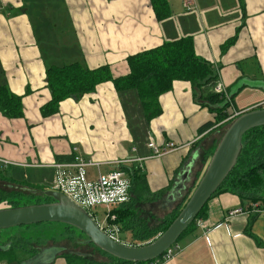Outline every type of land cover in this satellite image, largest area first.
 I'll return each mask as SVG.
<instances>
[{
	"label": "crops",
	"instance_id": "0c3cea01",
	"mask_svg": "<svg viewBox=\"0 0 264 264\" xmlns=\"http://www.w3.org/2000/svg\"><path fill=\"white\" fill-rule=\"evenodd\" d=\"M183 1L169 0L171 16L158 22L149 0H0V85L22 96L24 113L19 119L0 114V159L8 162L0 163V173L5 179L34 192L52 188V164L57 157L69 161L75 147L86 160L103 163L102 171L110 169L108 163L136 159L155 193L173 187L195 151L212 150L220 135L217 126L199 135L214 114L200 105L199 91L185 81H175L159 97L161 114L149 123L134 94L119 95L111 82L79 99L63 100L58 112L46 117L41 111H47L51 98L45 81L50 65L78 60L89 69L108 65L113 77L124 76L128 56L190 36L196 55L214 66L223 95L233 96L228 113L252 110L263 101L264 0H193L191 10ZM236 33L234 44L223 51ZM150 140L174 148L151 157ZM249 205L228 193L212 198L206 217L178 243L181 251L163 264H264V205ZM234 209L242 213L225 220ZM81 243L88 259L109 260ZM1 246L0 264H24L35 256L22 248L4 254L11 244ZM75 248L79 245L70 246ZM57 258L39 257L34 264H54Z\"/></svg>",
	"mask_w": 264,
	"mask_h": 264
},
{
	"label": "trees",
	"instance_id": "16d2710c",
	"mask_svg": "<svg viewBox=\"0 0 264 264\" xmlns=\"http://www.w3.org/2000/svg\"><path fill=\"white\" fill-rule=\"evenodd\" d=\"M149 1L158 22L171 16L169 0ZM236 38L237 33L222 45V50H227L232 46ZM126 63L128 73L119 77L112 76L108 65L89 69L78 60L48 66L45 71V81L51 98L46 104L47 111H41V113L46 117L54 115L58 112V105L63 100L79 99L83 95L93 93L100 84L111 82L115 92L119 95L134 94L138 105L142 108L145 121L149 123L161 114L159 97L169 92L175 81H185L189 82L194 90L199 91L200 95L197 101L200 105L208 107L209 111L214 114L213 121H208L198 129L199 135L214 126L222 127L212 150L204 151L198 148V151H195L197 157L193 162L189 181L186 182L185 189L173 200L169 198L173 187L151 193L145 175L140 173L141 168L134 163L130 165L129 201L112 209V213L115 215L112 223L117 226L120 235L128 234L124 239L120 237L122 243L140 246L163 233L190 197L224 131L231 122L226 119L230 115L228 111L233 102V96L228 98V96L213 92V87L218 80L214 66L196 55L193 39L190 36L163 42L158 47L130 55L126 58ZM0 114L7 119H19L24 115L22 96L12 93L6 85H0ZM56 160L63 161V157H57ZM0 178L3 180H0V184L4 182L9 185L6 186V190L0 187V204L4 203L5 208L26 206L21 202L24 197L34 198L41 195L40 192L43 191L42 188H38L34 192V188H30L26 184H18L17 181L11 179L7 180L1 173ZM223 193L236 196L241 204H250L249 207L256 203L260 207L264 205V126L252 128L244 133L241 152L235 166L210 200ZM208 202L176 243H179L194 229L198 219L206 217ZM66 227L71 226L66 225ZM70 233L69 231L68 234ZM126 238L128 239L127 243ZM68 240L72 241V236H69ZM86 240L85 237L83 242ZM5 244H11V246L4 254L13 252L16 248H22L29 252L31 257L41 250L57 248L60 251L57 256L63 258L66 264H134V262L110 256L93 244L87 245L92 246L101 255H107L108 261L90 260L84 250H78V248L71 250L65 244L53 243L42 245L36 249L35 246L40 243H30L23 237H10L1 245ZM81 245L84 244L81 243ZM161 258L162 256L157 260H161ZM155 260L137 264H152Z\"/></svg>",
	"mask_w": 264,
	"mask_h": 264
},
{
	"label": "water",
	"instance_id": "95a60500",
	"mask_svg": "<svg viewBox=\"0 0 264 264\" xmlns=\"http://www.w3.org/2000/svg\"><path fill=\"white\" fill-rule=\"evenodd\" d=\"M258 126H264V109L245 111L229 123L202 176L177 217L163 233L144 245L132 246L113 240L99 228L84 209L63 194L53 190L40 192L41 195L52 199L53 202L0 208V230L44 222L62 223L79 230L87 238V244H93L117 259L134 263L153 261L161 257L166 249L176 243L182 233L195 220L200 210L235 166L241 152L244 133ZM196 157L197 155L194 154L180 172L178 181L169 195L171 200L179 196L180 192L185 189ZM3 249L4 247L0 246V250ZM58 252L57 248L41 250L23 263L34 264V259L39 257L51 260Z\"/></svg>",
	"mask_w": 264,
	"mask_h": 264
},
{
	"label": "built area",
	"instance_id": "2783aa9c",
	"mask_svg": "<svg viewBox=\"0 0 264 264\" xmlns=\"http://www.w3.org/2000/svg\"><path fill=\"white\" fill-rule=\"evenodd\" d=\"M183 7L185 10H191L193 0H184ZM213 92L225 94L223 85L220 82H216ZM252 109H264V100L255 104ZM238 115L239 113H234L226 121H231ZM147 146L152 151L151 157H158L174 148L173 143H165L161 148L153 140H150ZM143 159H138V161H143ZM135 160H117L107 164L110 169L102 171L101 165L103 163L86 160L78 152V149L74 147L69 161H57L52 164L54 178L51 190L63 194L87 213V210L94 209L96 206H104L108 211L107 220L112 222L115 219L112 209L129 201V189L131 186L129 167ZM0 163H3V166L8 165V162L2 159H0ZM88 169H94V171L90 173ZM260 212L258 211V213ZM240 213H242L241 209L230 210L227 212L225 220H229ZM99 228L113 240L121 242L117 235L118 228L116 225H113L112 230H105V228L100 226ZM181 249L178 243L172 244L162 254L161 260L156 259L152 264L168 262Z\"/></svg>",
	"mask_w": 264,
	"mask_h": 264
},
{
	"label": "rangeland",
	"instance_id": "374dc122",
	"mask_svg": "<svg viewBox=\"0 0 264 264\" xmlns=\"http://www.w3.org/2000/svg\"><path fill=\"white\" fill-rule=\"evenodd\" d=\"M244 102H250V98L243 99ZM230 111V110H229ZM243 112H240L241 114ZM229 117L234 113H229ZM233 120V119H232ZM231 120V121H232ZM222 129V127H220ZM103 170L104 167H101ZM88 171L91 173L94 171V169H88ZM2 185V186H1ZM6 183L2 182L0 184V187L2 189L6 190ZM51 187L46 188L45 190H49ZM51 190V189H50ZM264 195V194H263ZM21 202L25 205H32V204H42V203H49L52 202L50 198L45 197L43 195H37L34 198L32 197H24ZM5 204H0V208H5ZM88 213L91 215V217L95 220L96 224L99 225L102 228H105V230H112L113 224L112 222L107 220L108 211L104 206H96L94 209L87 210ZM227 214V213H226ZM71 232L68 234V232ZM118 237L124 239L125 236L128 234H119V231H117ZM72 236V241L68 240V237ZM9 237H15L20 238L23 237L30 241V243H40L41 245H51V244H65L69 247L72 246L75 242V244L79 245L78 250H84L87 249V247H84V245H81V242L84 241V236L81 234L79 230H77L74 227H66L65 224L62 223H56V222H44L34 225H28V226H18L8 229L0 230V244L3 243V241ZM120 238V240H121ZM68 241V242H67ZM122 243V242H120ZM39 244V245H40ZM124 244V243H123ZM1 246V245H0ZM83 246V247H82ZM4 247V246H1ZM92 253V251H90ZM95 253V252H94ZM99 257V255H98ZM5 262V261H4ZM9 263L8 261L5 262ZM54 264H64V259L58 257L56 259V262Z\"/></svg>",
	"mask_w": 264,
	"mask_h": 264
},
{
	"label": "flooded vegetation",
	"instance_id": "af4514ba",
	"mask_svg": "<svg viewBox=\"0 0 264 264\" xmlns=\"http://www.w3.org/2000/svg\"><path fill=\"white\" fill-rule=\"evenodd\" d=\"M51 201L53 202V200L51 199Z\"/></svg>",
	"mask_w": 264,
	"mask_h": 264
}]
</instances>
